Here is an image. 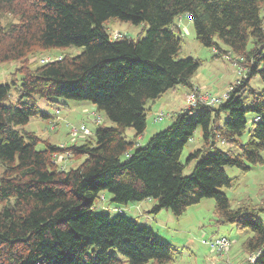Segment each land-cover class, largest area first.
Here are the masks:
<instances>
[{"label": "trees", "instance_id": "16d2710c", "mask_svg": "<svg viewBox=\"0 0 264 264\" xmlns=\"http://www.w3.org/2000/svg\"><path fill=\"white\" fill-rule=\"evenodd\" d=\"M263 10L264 0H0V64L19 62L20 73L0 83V264H178V251L149 227L120 210L94 213L103 191L114 205L151 199L150 213L175 216L211 198L215 224L246 234V264H264V206L249 201L232 208L221 190L237 185L223 167L246 172L263 163ZM182 14L191 17L195 40L215 56L233 54L244 76L221 102L180 110L131 152L150 103L179 85L204 92L192 82L200 60L179 57L174 19ZM115 21L146 28L135 39L112 37L108 25ZM70 47L81 51L66 53ZM52 49L62 53L36 64L35 56ZM254 77L258 90L250 85ZM35 96L90 102L112 124L100 119L92 133L52 144L22 128L32 117H49ZM197 128L200 147L183 164L181 153ZM66 156L79 163L59 166L58 157Z\"/></svg>", "mask_w": 264, "mask_h": 264}, {"label": "rangeland", "instance_id": "374dc122", "mask_svg": "<svg viewBox=\"0 0 264 264\" xmlns=\"http://www.w3.org/2000/svg\"><path fill=\"white\" fill-rule=\"evenodd\" d=\"M264 13V10L262 11ZM175 24L179 28V35L182 39L179 57H193L200 60V65L192 77V82L204 92L217 97H221L228 90L231 84L235 83L239 78L244 76V68L239 65V60L235 59L233 54H221L215 56L214 50L199 44L194 38V30L191 17L182 14L174 19ZM146 26L140 24H130L125 22H113L108 25V31L113 37L114 35L126 36L128 38H137L143 35ZM222 50H227L223 44L220 45ZM81 48L70 47L65 49L66 53L76 55L80 53ZM62 53L60 49H52L50 51L41 52L35 56L36 64L39 60L52 59L58 57ZM225 55V56H224ZM19 62H9L0 64V83H10L11 79H19L18 72ZM250 85L255 89H260L262 84L258 77H254L250 81ZM186 87L179 85L174 94H164L159 99L150 103V110L146 116V127L143 133L136 139L134 148L144 146L150 137L160 130L166 128L172 121V116L187 105L185 101ZM16 95L10 92L9 101L15 102ZM37 106L46 114L47 118H30L27 124L22 128L33 132L41 139H48L50 143L55 145L69 144L72 142V129H79L84 125L89 133L95 128V118L100 117L105 125L112 123L106 120L102 113H98L95 107L87 101H73L57 99L55 102H49L40 97H36ZM173 100V101H172ZM161 113L162 117L158 121H154L157 114ZM249 121V128L252 115L246 117ZM53 127V128H52ZM246 129V130H247ZM134 132L127 129L125 136L127 140L133 139ZM77 136H83L79 133ZM248 138L247 131L240 137V142H245ZM200 129L194 131L191 141L185 146L181 153L180 160L185 164L188 153L200 147ZM218 148L225 149L224 145L217 144ZM43 144L39 143L38 147L42 148ZM263 163L252 166L246 172H241L235 167H223V170L229 178H236L237 185L234 188H221L229 199L232 208L238 207L241 203H262L264 206V150L261 152ZM122 158H125L123 156ZM58 165L67 168L75 166L78 160H72L66 156L64 160L57 161ZM193 162L184 166L183 175L190 173ZM0 167V173H1ZM110 195L103 191L100 197L93 204L94 213H109L110 216L122 211L128 218L134 220L139 225L149 227L155 235L174 247L178 254L176 262L178 264H211L221 263L224 261L230 264H246V255L242 251L241 243L246 234L238 232L232 224H215L213 206L214 201L211 198L202 199L198 204L187 207L184 212L175 216L169 210H160L158 213H150L153 205L151 199H145L139 202L128 203L127 205H114L110 202ZM225 236L230 241L228 252L221 255L211 252L206 243L208 240Z\"/></svg>", "mask_w": 264, "mask_h": 264}, {"label": "built area", "instance_id": "2783aa9c", "mask_svg": "<svg viewBox=\"0 0 264 264\" xmlns=\"http://www.w3.org/2000/svg\"><path fill=\"white\" fill-rule=\"evenodd\" d=\"M115 36L116 35H114L113 37H115ZM47 60H49V59L42 58L39 61L44 62ZM229 88H228V90H229ZM227 91L221 97L213 96V95L209 94L208 92H200V93L195 94L193 91H190L186 94L185 99H186L187 106L189 108L195 107L197 105V103H200V102H203V103H206L209 105H216L219 102H221L227 96ZM161 117H162L161 113L157 114L156 117L154 118V121L160 120ZM99 120H100V118L97 116L95 118V122H98ZM79 133L87 134V133H89V131L84 125H81L79 127V129H72L71 130V136L73 138ZM58 160L61 161L62 157H58ZM206 243L208 244V247L211 250V252L221 255L222 253H225L226 251H228L230 244H231V241L225 236H218V237H215V238L208 240ZM262 249H264V245L262 246L261 250ZM261 250H258V251H261ZM256 255H257L256 253L250 254L247 259L252 262L255 259ZM211 264H217V263L212 262ZM219 264H229V263L223 262V263H219Z\"/></svg>", "mask_w": 264, "mask_h": 264}, {"label": "crops", "instance_id": "0c3cea01", "mask_svg": "<svg viewBox=\"0 0 264 264\" xmlns=\"http://www.w3.org/2000/svg\"><path fill=\"white\" fill-rule=\"evenodd\" d=\"M176 88H177V87H176ZM175 91H176V89H174V90H172V91H169V92H167V93H165V94H168V93H169V95H168L169 97H168V98H171V95L174 94V93H172V92H175ZM170 94H171V95H170ZM172 101H173V100H172ZM52 128H53V127H52ZM137 138H138V137H137ZM137 138H136V139H137ZM227 252H228V251H227ZM224 262H227V261H224Z\"/></svg>", "mask_w": 264, "mask_h": 264}]
</instances>
